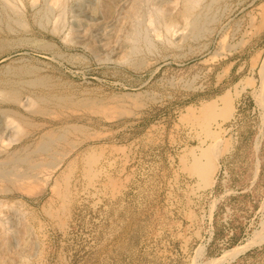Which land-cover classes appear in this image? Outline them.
<instances>
[{"label":"rangeland","instance_id":"1","mask_svg":"<svg viewBox=\"0 0 264 264\" xmlns=\"http://www.w3.org/2000/svg\"><path fill=\"white\" fill-rule=\"evenodd\" d=\"M6 1L0 264H264V0Z\"/></svg>","mask_w":264,"mask_h":264},{"label":"bare ground","instance_id":"2","mask_svg":"<svg viewBox=\"0 0 264 264\" xmlns=\"http://www.w3.org/2000/svg\"><path fill=\"white\" fill-rule=\"evenodd\" d=\"M52 1V0H51ZM54 1V4L57 6V5H61V4H63V2H64V0H53ZM53 1H52V3H53ZM121 1V3H120V5H122L123 6V8H125L126 9V15H128V16H131V17H136L137 16V14H138V10H139V4H140V2H142V0H132L133 2H131L130 3V5L128 4V2H130L129 0H120ZM6 2H8V0L6 1ZM14 2V1H13ZM104 2V1H103ZM184 2V10H183V12H184V14L186 15V17L187 18H189L188 16H190V14H192V10H193V8L195 7V5L198 3V0H184L183 1ZM9 3V2H8ZM11 4V3H10ZM64 4H66V3H64ZM163 4V3H162ZM175 4V3H174ZM125 5H127V6H125ZM197 6V5H196ZM58 7V6H57ZM18 8V7H17ZM111 8V7H110ZM117 8V7H116ZM119 8H120V6H119ZM122 8V7H121ZM148 8V7H147ZM177 8V7H176ZM182 8V7H181ZM118 9V8H117ZM195 9V8H194ZM12 10V9H11ZM115 11V10H114ZM125 11V10H124ZM181 11V10H180ZM148 12H150V11H148ZM112 13H114V12H112ZM151 13V12H150ZM153 13V12H152ZM115 14H116V12H115ZM53 16V15H52ZM159 16H161L162 18H167L168 20H165L164 22H170V23H172V22H174V20H173V17H172V13H171V8H169V7H166V8H164L162 11H159L158 12V17ZM176 16V15H175ZM192 16V15H191ZM190 16V17H191ZM115 17V16H114ZM125 17V16H124ZM127 17V16H126ZM130 17V18H131ZM172 17V18H171ZM60 18V17H59ZM149 18H150V16H149ZM115 19V18H114ZM139 19V18H138ZM175 19V18H174ZM140 20V19H139ZM149 20H151V19H149ZM162 20V19H161ZM180 20V19H179ZM198 20V19H197ZM126 21V20H125ZM176 21V20H175ZM196 21V20H195ZM200 21V20H199ZM162 22V21H161ZM58 23V22H57ZM149 23H150V21H149ZM121 24V23H120ZM167 25H168V23H167ZM173 26V25H172ZM165 27V26H164ZM197 27V26H196ZM152 28V27H151ZM166 28V27H165ZM168 28L170 29V24H169V26H168ZM199 28V27H198ZM167 29V28H166ZM168 29V30H169ZM121 30V29H120ZM192 30V29H191ZM170 31V30H169ZM169 31H167V32H169ZM84 34V33H83ZM124 34V33H123ZM147 34V33H146ZM85 35V34H84ZM157 35V34H156ZM159 35V34H158ZM180 35H181V33H180ZM88 37V36H87ZM148 37V36H147ZM147 37H145V38H147ZM185 38V37H184ZM84 40V39H83ZM82 40V41H83ZM182 41V40H181ZM150 42V41H149ZM178 42V41H177ZM125 54V53H124ZM263 74H264V68H263V72H262ZM38 87V86H37ZM4 93V92H3ZM225 95V94H224ZM9 98V97H8ZM260 101L262 102V103H264V94H262L260 97ZM226 99V98H225ZM221 100V99H220ZM226 103H227V101L226 100H224ZM215 103H218L217 101L215 102ZM23 104V103H22ZM32 104V103H31ZM32 106V105H31ZM35 106V105H34ZM27 108H28V106H27ZM213 110H215V107L213 106V105H211V106H207L206 108H205V113H209V112H212ZM34 112V111H33ZM204 112V111H203ZM226 113V112H225ZM40 115V114H39ZM44 116V115H43ZM8 120V119H7ZM13 120V119H12ZM11 122H13V121H11ZM15 124V123H14ZM25 124V123H24ZM10 126H11V124H10ZM74 131V130H73ZM69 133V132H68ZM50 135H52V133L50 134ZM209 135V134H208ZM216 135V134H215ZM46 136V135H45ZM48 136V135H47ZM52 137V136H51ZM55 137V136H54ZM12 138V137H11ZM62 138V137H61ZM60 138V139H61ZM213 139H214V144L211 146V148L210 149H208V150H206V148H205V150L203 149V150H201V154H200V156H197V155H195V154H192V156H193V159L195 160V164H194V169H195V171H196V173L204 180V182H207L208 180H209V177L212 175V176H214V174H215V172L217 171L216 170V167H215V165L213 164V156L214 157H218L219 156V145H220V139L217 137V136H214L213 137ZM14 140V139H13ZM52 140H54V139H52ZM52 140H51V142H52ZM56 141V140H55ZM51 142H50V144H51ZM206 142V141H205ZM211 142V141H210ZM41 143V142H40ZM53 143V142H52ZM49 142L47 143H45V142H43V143H41V145L38 147L39 149H37V150H35V151H45L46 150V153H48L47 152V150H49L51 147H49ZM55 144V143H54ZM204 144V143H203ZM207 144H209V142L207 143ZM211 144V143H210ZM39 145V144H38ZM57 145V144H56ZM202 146V145H201ZM201 148V147H200ZM49 151H51V149L49 150ZM33 153V152H32ZM55 153V152H54ZM221 156V155H220ZM219 158V157H218ZM24 159V158H23ZM216 159V158H215ZM12 160V159H11ZM16 161V160H15ZM7 162V161H6ZM24 162V161H23ZM29 162V161H28ZM31 162H33V161H31ZM16 163V162H15ZM28 164H30V162L28 163ZM32 164V163H31ZM216 164V163H215ZM37 165V164H36ZM33 166V165H32ZM34 166H35V164H34ZM36 167V166H35ZM32 168V167H31ZM34 168V167H33ZM1 171V170H0ZM3 171V170H2ZM12 172V171H11ZM17 173H18V171H17ZM12 174V173H11ZM14 176V175H13ZM5 178H10V175H9V173H7V172H0V179H5ZM11 178H12V176H11ZM10 178V179H11ZM211 178H213V177H211ZM18 179V178H17ZM16 179V180H17ZM12 180V179H11ZM210 181H211V179H210ZM9 182V181H8ZM203 185V184H202ZM1 228H3V227H1ZM5 229V228H4ZM4 229H1V230H4ZM3 233H4V231H3ZM2 232H0V241L3 239V240H5L6 241V239H4V234H3ZM7 234V233H6ZM8 238V237H7ZM7 242V241H6ZM6 242H3L4 243V246H6V244H8V243H6ZM231 255H233V254H231Z\"/></svg>","mask_w":264,"mask_h":264}]
</instances>
